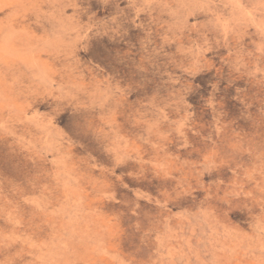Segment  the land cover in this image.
I'll list each match as a JSON object with an SVG mask.
<instances>
[{"label": "rangeland", "instance_id": "374dc122", "mask_svg": "<svg viewBox=\"0 0 264 264\" xmlns=\"http://www.w3.org/2000/svg\"><path fill=\"white\" fill-rule=\"evenodd\" d=\"M0 264H264V0H0Z\"/></svg>", "mask_w": 264, "mask_h": 264}]
</instances>
